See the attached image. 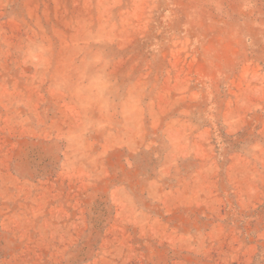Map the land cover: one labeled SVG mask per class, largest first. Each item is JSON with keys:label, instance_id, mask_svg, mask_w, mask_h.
Returning <instances> with one entry per match:
<instances>
[{"label": "rangeland", "instance_id": "374dc122", "mask_svg": "<svg viewBox=\"0 0 264 264\" xmlns=\"http://www.w3.org/2000/svg\"><path fill=\"white\" fill-rule=\"evenodd\" d=\"M0 264H264V0H0Z\"/></svg>", "mask_w": 264, "mask_h": 264}]
</instances>
